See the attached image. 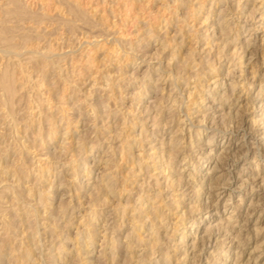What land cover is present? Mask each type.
Returning <instances> with one entry per match:
<instances>
[{"label": "rangeland", "instance_id": "374dc122", "mask_svg": "<svg viewBox=\"0 0 264 264\" xmlns=\"http://www.w3.org/2000/svg\"><path fill=\"white\" fill-rule=\"evenodd\" d=\"M211 2L0 0V264H105V237L120 240L115 264H264V0ZM179 126L183 152L168 144ZM153 209L170 226L152 247Z\"/></svg>", "mask_w": 264, "mask_h": 264}, {"label": "bare ground", "instance_id": "6f19581e", "mask_svg": "<svg viewBox=\"0 0 264 264\" xmlns=\"http://www.w3.org/2000/svg\"><path fill=\"white\" fill-rule=\"evenodd\" d=\"M179 1H180V0H179ZM212 1H213V2H211V0H210L211 3H210V8H209V9H212L211 7H212L213 5L215 6V4H216V0H212ZM221 1H224V0H218V2H221ZM249 1H250V0H249ZM247 2H248V1H247ZM8 3H9V2H8ZM239 3H240V1H239ZM202 4H203V3H202ZM224 4H225V3H224ZM183 5H184V4H183ZM183 5H182V6H183ZM198 5L201 6V2H199ZM239 5H240V4H239ZM237 8H238V6H237ZM195 9H196V8H195ZM223 9H225V7H224ZM234 9H235V8H234ZM258 9H259V8H258ZM235 10H236V9H235ZM194 11H195V10H194ZM223 11H224V10H223ZM230 11H231V10H230ZM241 11H242V10H241ZM16 12H17V11H16ZM250 12H251V11H250ZM219 13H220V12H219ZM239 13H240V12H239ZM252 13H253V11L251 12L250 15H252ZM262 13H263V12H262ZM10 14H11V13H10ZM196 15H198V14H196ZM238 15H240V14H238ZM261 15L264 16V13L261 14ZM208 16H210V15H208ZM232 16H233V15H232ZM213 17H214V16H213ZM216 17H217L216 20H213L212 17H211V19H212V25H213V26H214V25H218V24H220V26L223 27V25L227 24V23H226L227 21H224V22L220 23L221 21H220V18H219V15H218V14H217ZM220 17H221V16H220ZM224 17H225V16H224ZM238 17H239V16H238ZM238 17L235 18V20L238 21V20H241V19L245 18V17H242V16H240L239 18H238ZM175 18H176V17H175ZM214 18H215V17H214ZM221 18H222V17H221ZM225 18H226V17H225ZM232 18H233V17H232ZM232 18H231V19H232ZM240 18H241V19H240ZM251 18H252V16H251ZM253 19H255V18H253ZM205 20H208V19L205 18ZM209 20H210V19H209ZM224 20H225V19H224ZM235 20H234V21H235ZM244 20H245V19H244ZM244 20H243V21H244ZM231 21H232V20H231ZM205 22H207V21H205ZM167 23H168V22H167ZM234 23H235V22H234ZM243 24H244V23H243ZM228 25H229V24L225 25V27H223L222 29H221L220 27H217L218 29L220 28V30H219L220 33H219V34L224 35V32L227 31V30H229V29L227 28V27H229ZM225 28H227V29L224 31ZM241 28H242V26H239V27L236 28V29H241ZM205 30H206V28H205ZM234 31H235V30H234ZM206 32H207V31H206ZM236 32H237V31H236ZM214 33H215V32L213 31L212 34H214ZM225 33H226V32H225ZM229 33H230V32H229ZM229 35H230V34H229ZM249 36H250V35H249ZM215 37H216V36H215ZM227 37H228V36H227ZM236 37H237V36H235V37L233 38V41H234V42H236V40H237V38H238V37H237V38H236ZM221 38H222V37H221ZM221 38H220V40H223V39H224V38H222V39H221ZM228 39L230 40V38H228ZM228 39H227V40H228ZM0 40H1V39H0ZM229 40H228V41H229ZM225 41H226V40L224 39L223 42H225ZM231 41H232V40H231ZM226 42H227V41H226ZM226 42H225V44H226ZM221 44H222V43H221ZM225 44H222V46H223V47L226 46ZM247 45H248V44H247ZM244 46H245V45H244ZM246 47H247V46H246ZM222 49H224V48H221L220 50H222ZM225 49H226V48H225ZM239 49H240V48H239ZM2 50H3V49H2ZM237 50H238V49H237ZM237 50L234 49L233 53H234V52L237 53ZM4 51H5V50H4ZM220 52H221V51H220ZM222 52H223V51H222ZM2 53L4 54L5 52H2ZM6 53H7V52H6ZM218 54H220V53H218ZM223 54H225V53H223ZM223 54H222V55H223ZM228 54H229V53H228ZM228 54H226V56H227ZM46 55H47V54H46ZM190 55H191V54H190ZM220 56H221V55H220ZM220 56H218V57L220 58ZM240 56H241V55H240ZM230 57H231V56H230ZM234 57H235V56H234ZM27 58H28V57H27ZM27 58H26V59H27ZM30 58H31V57H30ZM30 58H29V59H30ZM216 58H217V57H216ZM232 58H233V55H232ZM232 58H231V59H232ZM237 58H239L238 55H237ZM171 59H172V58H171ZM171 59H170V60H171ZM217 59H218V58H217ZM229 59H230V58H229ZM149 60H150V59H149ZM175 60H176V59H175ZM27 61H28V60H27ZM228 61H229V60H228ZM230 61H231V60H230ZM216 62H217V61H216ZM167 63H168V62H167ZM219 63H220V62H219ZM215 64H216V63H215ZM220 64H221V63H220ZM183 66H184V64H183ZM211 66H212V65H211ZM211 66H210V68H212ZM215 66H216V65H215ZM234 66H235V65H234ZM214 68H215V67H214ZM206 69H207V67H206ZM211 70H212V69H211ZM206 71H207V70H206ZM3 72H4V71H3ZM3 72H2V73H3ZM178 73H179V72H178ZM229 73H230V72H229ZM176 74H177V73H176ZM233 74H234V73H233ZM150 75H151V74H150ZM197 75H198V74H197ZM8 77H9V76H8ZM8 77H7L6 72H5V73H3L2 78H0V79H2V81L0 82V83H1V86H0L1 89H0V90L3 91L4 95H5V94L10 95V92H11V89H10V86H9V82L7 81V80H8V79H7ZM11 77H12V76H11ZM186 77H187V75H186ZM189 78H190V77H188V79H189ZM233 78H234V77H233ZM10 79H11V78H10ZM10 79H9V80H10ZM173 79H175V78H173ZM262 80H263V79H262ZM10 81H11V80H10ZM12 81H13V80H12ZM13 82H14V81H13ZM13 82H10V84H11V83L13 84ZM107 82H108V80H107ZM214 82H215V81H214ZM236 82H237V81H236ZM68 83H69V80H68ZM146 83H147V82H146ZM237 83H238V82H237ZM12 84H11V86H12ZM170 84H171V83H170ZM261 84H262V83H261ZM105 85H106V84H105ZM174 85H175V84H174ZM214 85H215V84H214ZM216 85H217V84H216ZM239 85H240V82H239ZM106 86H107V85H106ZM146 86H147V85H146ZM262 86H263V85H262ZM175 87H176V86H175ZM178 87H179V86H178ZM208 87H209V86H208ZM234 87H235V86H234ZM239 87H240V86H239ZM108 88H109V87H108ZM210 89H212V88H210ZM239 89H240V88H239ZM110 90H111V89H110ZM159 90H160V89H159ZM231 90H232V89H231ZM2 91H1V92H2ZM12 91L14 92L13 88H12ZM168 91H170V90H168ZM212 91H213V90H212ZM15 92H16V90H15ZM143 92H144V90H143ZM209 92H210V91H209ZM231 92H232V91H231ZM109 93H110V92H109ZM145 93H147V92H145ZM174 93H175V92H174ZM142 94H144V93H142ZM190 94H191V93H190ZM190 94H187V95L189 96ZM12 95H13V94H12ZM169 95H170V94H169ZM169 95H168V96H169ZM168 96H167V97H168ZM182 97H183V95H182ZM7 98H8V97H7ZM2 99H3V98H2ZM2 99H1V100H2ZM10 99H11V98H10ZM166 99H167V98H166ZM168 99L170 100L171 98H168ZM183 99H184V98H183ZM183 99H182V101H183ZM223 99H224V98H222L221 100H223ZM6 100H7L6 97L2 100V102H3V103H2V107L5 105L4 103L6 102ZM171 100H172V99H171ZM8 101H9V100H8ZM12 101H13V99H12ZM140 101H141V99H138V102H140ZM159 101H160V100H159ZM159 101H158V102H159ZM163 101H164V100H163ZM164 102H166V101H164ZM212 102H213V101H212ZM223 102H224V100H223ZM33 103H35V102H33ZM37 103H38V102H37ZM155 103H156V102H155ZM159 103H160V102H159ZM221 103H222V102H221ZM151 104H152V103H151ZM156 104H157V103H156ZM169 104H171V103H169ZM0 105H1V103H0ZM180 105H181V104H180ZM180 105H179V107H180ZM152 106H153V105H152ZM155 106H156V105H155ZM177 106H178V105H177ZM9 107H10V106H9ZM170 107H171V106H169V108H170ZM3 108H4V107H3ZM97 108H98V107H97ZM169 108H168V109H169ZM90 109H91V111L96 110V109L93 108L92 106H91ZM1 110H2V108H1ZM135 110H136V109H135ZM146 110H147V108L145 109V112H146ZM149 110H150V109H149ZM149 110H147V111H149ZM169 110H170V109H169ZM211 110H212V109H211ZM9 111H11V108H10ZM54 111H55V110H54ZM89 111H90V110H89ZM91 111H90V112H91ZM178 111L180 112L181 110H178ZM7 112H8V111H7ZM98 112H99V111H98ZM141 112H143V111H141ZM10 113H12V112H10ZM16 113H17V112H16ZM92 113H94V112H92ZM138 113H139V112H138ZM176 113H177V112H176ZM204 114H205V112H204ZM16 115H17V114H16ZM93 116H94V117H92V118H97V114H96V113H94ZM156 116H157V115H156ZM165 116H166V115H165ZM212 116H213V115H211L210 117L212 118ZM11 117H12V116H11ZM157 117H158V116H157ZM208 117H209V116H208ZM89 118H90V116H89ZM111 118H112V117H111ZM204 118H205V117H204ZM48 119H49V118H48ZM97 119H98V118H97ZM106 119H107V117H106ZM117 119H118V118H117ZM93 120H94V119H93ZM175 120H176V119H175ZM211 120H212V119H211ZM38 121H39V120H38ZM128 121H129V120H128ZM152 121H153V118H152ZM172 121H173V119H172L170 122H172ZM177 121H178V119H177ZM154 122H155V120H154ZM174 122H175V121H174ZM183 122H184V121H183ZM202 122H203V117H202ZM17 123H18V122H17ZM31 123H32V122H31ZM37 123H38V122H37ZM159 123H160V122H159ZM159 123H158V124H159ZM168 123H169V122H168ZM168 123H167V124H168ZM180 123H181V122H180ZM198 123H199V121H198ZM33 124H34V123H33ZM123 124H125V123H124V120H123ZM152 124H153V123H152ZM181 124H182V123H181ZM183 124H184V123H183ZM29 125H30V124H29ZM128 125H129V124H128ZM165 125H166V123H165ZM31 126H32V125H31ZM35 126H36V125H35ZM155 126H156V125H155ZM188 126H189V125H188ZM17 127H18V126H17ZM26 127H27V126H26ZM53 127H54V126H53ZM196 127H197V126H196ZM38 128H39V127H38ZM124 128H125V127H124ZM189 128H190V127H189ZM13 129H14V128H13ZM36 129H37V127H36ZM164 129H165V128H164ZM180 129H181V130H180ZM200 129H201V128H197L196 132L194 133V137L196 136V137H199V138H200V135H201V133H202V131H201ZM186 130H187V129H186ZM38 131L40 132V130H38ZM180 131H182V127L180 128V126H179L178 129L175 131V135H176L175 138H177V136H179V135L181 136V132H180ZM52 132H53V131H52ZM52 132H50L51 134L47 137L48 140L51 138V136H53L54 133L52 134ZM150 132H151V131H150ZM150 132H149V133H150ZM177 132H178V133H177ZM187 132L189 133L190 131L188 130ZM191 132H192V131H191ZM14 133H15V132H14ZM40 133H41V132H40ZM154 133H155V131H153L152 134H154ZM164 133H165V132H164ZM12 134H13V133H12ZM38 134H39V133H38ZM8 135H9V134H8ZM16 135H17V134H16ZM126 136H127V135H126ZM150 136L152 137V135H150ZM172 136H174V133H173ZM106 137H107V136H106ZM146 137H147V136H146ZM153 137H155V136H153ZM182 137H183V138H182ZM107 138H108V137H107ZM107 138H106V139H107ZM109 138H110V137H109ZM114 138H115V137H114ZM143 138H144V137H143ZM147 138H149V137H147ZM170 138H171V137H170ZM175 138H173V139H168V141H169V142H168L169 146H171L172 149H173V148H176V149H177V152H178V150L183 152V150H182V148H181L182 145H178V144L180 143V141H182V143H185V139H186L187 137L184 139V135H182V136L180 137V139H175ZM189 138H193V136H192V135H189ZM199 138H198V139H199ZM24 139H25V138H24ZM44 139H45V138H44ZM110 139H111V138H110ZM128 139H129V138H128ZM128 139H127V142H129ZM50 140H52V139H50ZM108 140H109V139H108ZM113 140H115V139H113ZM124 140H125V139H124ZM162 140H163V138L161 139V141H162ZM44 141H45V140H44ZM44 141H43V142H44ZM46 141H47V140H46ZM65 141H66V140H65ZM172 141H174V142L172 143ZM195 141H196V140H195ZM63 142H64V141H63ZM22 143H24V142H22ZM95 144H96V143H95ZM95 144H94V145H95ZM126 144H127V143H126ZM129 144H130V142L128 143V145H129ZM164 144H165V143H164ZM164 144L161 143V145H164ZM180 144H181V143H180ZM209 144H210V143H209ZM12 145H13V143H12ZM91 145H92V144H91ZM164 146H165V145H164ZM169 146H167V147H169ZM188 146H189V145H188ZM193 146H195V145H193ZM201 146H202V145H201ZM13 147H14V146H13ZM20 147H21V145H20ZM60 147H61V146H60ZM92 147L94 148V146H92ZM92 147L90 146V148H92ZM109 147H110V146H109ZM139 147H140V146H139ZM150 147H151V146H150ZM154 147H155V146H154ZM154 147H152V148H154ZM189 147H190V146H189ZM191 147H192V143H191ZM198 147H199V146H198ZM4 148H5V146H4ZM9 148H10V147H9ZM111 148H112V147H111ZM14 149H15V148H14ZM18 149H19V148H18ZM31 149H32V148H31ZM63 149H64V148H63ZM122 149H123V148H122ZM142 149H143V148H142ZM154 149H156V148H154ZM167 149H168V148H167ZM90 150H91V149H90ZM111 150H112V149H111ZM125 150H126V149H125ZM2 151H3V150H2ZM6 151H7V150H6ZM64 151H65V150H64ZM64 151H63V153H64ZM121 151H122V150H121ZM168 151H169V150H168ZM4 152H5V151H4ZM152 152H153V151H152ZM154 152H156V151H154ZM154 152H153V153H154ZM163 152H164V151H163ZM5 153H6V152H5ZM114 153H116V152H114ZM114 153H113V154H114ZM131 153H132V152H131ZM153 153H151V154H153ZM173 153H174V152H173ZM191 153H192V152H191ZM3 154H4V153H3ZM16 154H17V153H16ZM122 154H123V153H122ZM140 154H141V153H140ZM151 154H150V155H151ZM154 154H155V153H154ZM161 154H162V153H161ZM164 154H165V153H164ZM164 154H163V155H164ZM169 154H170V153H169ZM171 154H172V153H171ZM171 154H170V156H171ZM181 154H182V153H181ZM188 154H189V152H188ZM60 155H61V154H60ZM159 155H160V154H159ZM23 156H24V154H23ZM147 156H148V155H147ZM170 156H169V159H170ZM188 156H189V155H188ZM48 157H49V156H48ZM59 157H60V156H59ZM124 157H125V156H124ZM149 157H150V156H149ZM151 157H152V155H151ZM160 157H161V156H160ZM160 157H159V158H160ZM163 157H164V156H163ZM208 157H209V156H208ZM141 158H142V157H141ZM156 158H157V157H156ZM159 158H158V159H159ZM209 158H210V157H209ZM50 159H52V158H50ZM163 159L166 160L165 158H163ZM163 159H162V160H163ZM182 159H183V158H182ZM145 160H146V159H145ZM145 160H144V161H145ZM160 160H161V159H160ZM172 160H173V159H172ZM12 161H13V160H12ZM136 161H138V160H136ZM152 161H153V160H152ZM138 162H139V161H138ZM158 162H159V160H158ZM162 162H163V161H162ZM162 162H161V164H158L160 167L157 166V168H162V166L164 165V162H163V163H162ZM168 162H169V160L167 159V161H165V163H168ZM174 162H176V160H175ZM179 162H180V161H179ZM115 163H116V162H115ZM115 163H114V165H115ZM133 163H135V162H133ZM139 163H141V162H139ZM145 163H147V162H145ZM155 163H156V162H155ZM141 164H142V163H141ZM168 164H171V163H168ZM172 164H173V163H172ZM195 164H196V163H195ZM81 165H82V164H81ZM138 165H140V164H138ZM78 166H79V165H78ZM116 166H117V165H116ZM166 166H167V167H165L164 170H161V169H160L161 172L164 173V172L166 171V168H167L168 174H167L166 178H168V181L171 182V184L173 183V181L176 180V182H175V183H176V186H178V187L180 186V187H179V189H180V188H181V184H179V185L177 184V183H178V177L175 176V179H173V178H174V176L172 175L173 172H171V170L168 169V168L170 167V165H169V166L166 165ZM171 166H172V165H171ZM216 166H217V165H216ZM14 167H15V166H14ZM79 167H80V166H79ZM114 168H115V167H114ZM140 168H141V167H139V169H140ZM144 168H147V170H148L149 167H148L147 165H145ZM154 168H155V167H154ZM163 168H164V166H163ZM15 169H16V168H15ZM18 169H19V168H18ZM79 169H80V168H79ZM115 169H116V168H115ZM136 169H137V168H136ZM199 169H200V168H199ZM13 170H14V169H13ZM75 170H76V169H75ZM145 170H146V169H145ZM160 170H159V171H160ZM83 171H84V170H83ZM134 171H136V170H133V173H132V172H131V173H132V174H137V172H138L139 170L136 171V173H135ZM140 171H141V170H140ZM140 171H139V172H140ZM159 171H158V174H160ZM3 172H5V171H3ZM15 172H16V171H15ZM115 172H116V171H115ZM34 173H35V172H34ZM141 173H142V172H141ZM27 174H28V173H27ZM30 174H31V172H30ZM145 174H146V172H145ZM164 174H165V173H164ZM16 175H17V174H16ZM77 175H79V173H78ZM188 175H190V172H189ZM204 175H206V174H204ZM129 176H130V175H129ZM74 177H75V176H74ZM112 177H114V176H112ZM131 177H132V176H131ZM143 177H144V173H143ZM147 178H150V175L148 176V175L146 174V176H145L144 178H142V179H143V183L148 182V181H147ZM212 178H213V177H212ZM110 179H112V178H110ZM123 179H124V178H123ZM213 179H214V178H213ZM124 180H125V179H124ZM166 180H167V179H166ZM216 180H217V179H216ZM110 181H111V180H110ZM168 181H167V182H168ZM211 181H212V180H211ZM126 182H127V180H126ZM129 182H130V181H129ZM209 182H210V181H209ZM95 183H96V182H95ZM106 183H107V182H106ZM210 183H211V182H210ZM97 184H98V183H97ZM141 184H142V183H141ZM145 184H146V183H145ZM121 185H123V184H121ZM204 185H205V184H200L199 186H197V188H202ZM123 186H124V185H123ZM145 186H146V185H145ZM167 186H169V187L171 188L172 185H171V186H170V185H167ZM185 186H186V184H185ZM215 186H217V185H215ZM218 186H219V185H218ZM52 187H53V186H52ZM81 187H82V186H81ZM98 187H99V186H98ZM102 187H103V186H102ZM106 187H107V186L105 185L103 188H106ZM178 187H177V188H178ZM182 187H183V186H182ZM79 188H80V187H79ZM107 188H108V187H107ZM107 188H106V189H107ZM111 188H113V187H110V189H111ZM115 188H116V187H115ZM119 188H120V187H119ZM140 188H141V187H140ZM166 188H167V187H166ZM174 188H176V187H174ZM215 188H216V187H215ZM217 188H218V187H217ZM17 189H18V188H17ZM52 189H53V188H52ZM130 189H131V188H130ZM154 189H155V188H154ZM218 189H219V188H218ZM21 190H22V189H21ZM112 190H113V189H112ZM119 190H120V189H119ZM124 190H126V189H124ZM158 190H159V189H158ZM199 190H200V189H199ZM199 190H196L195 193H194V194H195V197H196L197 199H199V198L201 197V195H202V193H199ZM201 190H202V189H201ZM18 191H19V189H18ZM29 191H30V190H29ZM114 191H115V190H114ZM142 191H143V190H142ZM173 191H177V190L174 189ZM218 191H219V190H218ZM31 192H33V191H31ZM107 192H108V190H107ZM121 192H122V191H121ZM129 192H131V191H129ZM144 192H145V191H144ZM95 193H96V192H95ZM140 193H141V192L138 193L139 196H140ZM157 193H159V192H157ZM172 193H173V192H172ZM175 193H176V192H175ZM1 194H2V193H1ZM104 194H105V193H104ZM115 194H116V193H115ZM143 194H145V193H143ZM143 194H142V195H143ZM146 194H147V193H146ZM216 194L221 195L222 193H216ZM116 195H117V194H116ZM116 195H115V196H116ZM119 195H120V194H118V196H119ZM142 195H141V196H142ZM154 195H155V194H154ZM154 195H153V196H154ZM181 195H182V194H181ZM191 195H192V194H191ZM219 195H218V196H219ZM23 196H24V195H23ZM105 196H107V195L105 194ZM156 196H157V195H156ZM156 196H154V198H155ZM109 197H110V195H109ZM175 197H176V196H175ZM179 197H180V196H179ZM195 197H193V198H195ZM230 197H231V195H228V200H227V201L230 200ZM117 198H118V197H117ZM142 198H144V197H143V196H142V197H139V199H142ZM176 198H177V197H176ZM193 198H192V199H193ZM217 198H218V197H217ZM145 199H147V198H145ZM145 199H143V200H145ZM152 199H153V198H152ZM12 200H13V199H12ZM106 200H107V199H106ZM165 200H166V199H165ZM39 201H40V200H39ZM48 201H49V199H48ZM104 201H105V200H104ZM146 201H147V200H146ZM154 201H155V200H154ZM162 201H163V199H162ZM7 202H8V201H7ZM178 202H179L178 199H177V200L175 199L174 203L177 204ZM196 202H197V200H196ZM140 203H141V202H140ZM153 203H154V202H153ZM165 203H166V202H165ZM172 203H173V202H172ZM36 204H37V202H36ZM36 204H35V205H36ZM155 204H156V203H155ZM95 205H96V204H95ZM117 205H118V204H117ZM150 205H151V204H150ZM152 205L154 206V204H152ZM171 205H172V204H171ZM171 205H170V206H171ZM14 206H15V205H14ZM98 206H99V205H98ZM118 206H119V205H118ZM155 206H156V205H155ZM157 206H158V205H157ZM167 206H168V205H166V207H167ZM170 206H168L167 209H169ZM176 206H177V205H176ZM234 206H235V205H234ZM131 207H132V206H131ZM136 207H137V206H135V208H134L135 210H136ZM140 207H142V206H140ZM205 207H206V206H205ZM150 208H151V207H150ZM170 208L172 209V207H170ZM174 208H175V207H174ZM174 208H173V210H174ZM224 208H226V205L224 206ZM14 209H15V208H14ZM138 209H139V208H138ZM146 209H147V208H146ZM163 209H164V208H163ZM61 210H62V209H61ZM140 210H141V209H140ZM140 210H139V211H140ZM150 210H151V209H150ZM157 210H158V209H157ZM157 210L155 211V209H153L152 212L146 210L147 213H146V211H143V212H145L146 214H149V215H148L149 217H150V215H152V214H153V216H154V217H153L154 219L151 218V219L149 220V221L152 222V223L155 222L154 224H150L151 226L149 227V228H151L152 231H153V233L150 234V235H153V238H154V239H153V242H152L153 245H151V243H150V246H152V247H153V246H156V244H157L158 242H161V241H159V239H158V236H159V235L156 233V228L165 225V229H163V230H166V231H167L168 226H170V223H168L170 220H169V221H165V222H163V221H164V218H163L162 215H160V212H157ZM173 210H172V211H173ZM191 210H192V209H191ZM196 210H198V209H196ZM199 210H200V209H199ZM3 211H4V210H3ZM5 211H6V210H5ZM5 211H4V212H5ZM29 211H30V210H29ZM120 211H121V210H120ZM137 211H138V210H137ZM172 211H171V212H172ZM0 212H2V211L0 210ZM19 212H20V211H19ZM26 212H28V211H26ZM96 212H97V211H96ZM121 212H122V211H121ZM121 212H120V213H121ZM123 212H124V211H123ZM148 212H150V213H148ZM166 212H167V211H166ZM169 212H170V211H169ZM29 213H30V212H29ZM111 213H112V212H111ZM117 213H118V212H117ZM117 213L115 214V211H114L113 214L117 215ZM138 213H139V212H137V214H138ZM16 214H17V212H16ZM161 214H162V213H161ZM181 214H182V213H181ZM25 215H26V214H25ZM25 215H23L24 217H22L21 222H26V219H27L28 216H27V215L25 216ZM28 215H29V214H28ZM30 215H31V214H30ZM94 215H95V214H94V212H93V217H94ZM179 215H180V214L178 213V216H179ZM117 216H119V213H118ZM148 216H147V217H148ZM165 216H166V215H165ZM181 216H182V215H180V218H181ZM20 217H21V216H20ZM120 217H122V215H120ZM193 217H194V216H193ZM28 218H30V217H28ZM31 218H32V217H31ZM91 218H92V217H91ZM115 218H116V217H115ZM128 218H129V217H128ZM23 219H24V220H23ZM92 219H93V218H92ZM110 219H111V218H110ZM119 219H121V218H119ZM142 219H143V218H142ZM142 219L140 218V213H139L138 216L134 215L133 218L130 220V221H131V227H130V228L139 231V230L141 229V226H139V225L136 226V222L138 221L139 223H141ZM156 219H157V221H155ZM165 219H166V218H165ZM227 219H228V218H227ZM111 220H112V219H111ZM167 220H168V219H167ZM196 220H198V219H196ZM143 221H144V220H143ZM143 221H142V223H143ZM227 221H228V220H227ZM2 223H3V222H2ZM5 223H7V222H5ZM5 223H4V224H5ZM90 223H91V222H90ZM112 223H113V221H112ZM119 223L121 224V223H122V220H120ZM119 223H118V224H119ZM118 224H117V226L114 224V226H112V227H117V228L120 227V225H118ZM181 225H182V224H181ZM3 226H4V225H3ZM5 226H7V225L5 224ZM63 226H64V225H63ZM142 226H143V225H142ZM198 226H199V225H198ZM8 227H9V226H8ZM106 227H107V226H106ZM106 227H103V228L105 229ZM147 227H148V226H147ZM181 227H182V226H181ZM63 228H64V227H63ZM160 228H162V227H160ZM163 228H164V227H163ZM170 228H171V227H170ZM172 228H173V227H172ZM0 229H1V228H0ZM5 229H7V227H6ZM115 229H116V228H115ZM195 229H196V228H195ZM3 230H4V229H3ZM110 230H112V228H111ZM117 230H118V229H117ZM146 230H147V229H146ZM157 230H158V229H157ZM211 230H212V229H211ZM6 231H7V230H6ZM130 231H131V230H130ZM174 231H175V227H174V229H173V232H174ZM206 231H207V230H206ZM208 231H209V230H208ZM8 232H9V231H8ZM110 232H111V231H110ZM146 232H149V231H146ZM6 233H7V232H6ZM10 233H11V232H10ZM34 233H35V232H34ZM104 233H105V232H104ZM112 233H115L114 228H113ZM210 233H211V232H210ZM117 234H118V233H117ZM131 234H132V233H131ZM164 234H165V233H164ZM180 234H181V233H180ZM185 234H186L185 232L182 233L181 239L184 238ZM10 235H11V234H10ZM30 235H31V234H30ZM36 235H37V233H36ZM115 235H116V234H115ZM148 235H149V233H148ZM148 235H147V236H148ZM150 235H149L148 237H150ZM172 235H174V233H173ZM206 235H207V234H206ZM28 236H29V235H28ZM88 236H89V235H88ZM9 237H10V236H9ZM117 237H118V236H117ZM166 237H167V236H166ZM7 238H8V237H7ZM24 238H25V237H24ZM124 238H125V237H124ZM128 238H129V236H128ZM128 238H127V239H128ZM151 238H152V237H151ZM179 238H180V237H179ZM206 238H207V236H206ZM33 239H34V238H32V235L28 237V240H30V241L33 240ZM88 239H91V240H92L93 238L91 237V238H88ZM103 239H104V238H103ZM105 239H107V241H111L110 244L107 246L108 252H107V253H105L106 251H105V252H104V251H103V252H99V255H98V256L100 257L101 260H102V259L105 260V264H113V263L115 264V261H114V260H117V258H118V256H119L118 254L122 251V250H120V248H119L120 240H119V238H116V239L112 240L113 238H111V237H110V240H109L108 238H106V237H105ZM163 239H165V238H163ZM167 239H168V238H167ZM26 240H27V239H26ZM208 240H209V239H208ZM208 240H206V241H208ZM30 241H29V242H30ZM107 241L105 240L106 243H107ZM131 241H132V240H131ZM203 241H204V240H203ZM103 242H104V240H103ZM105 242H104V244H106ZM134 242H137V241H134ZM181 242H182V241H181ZM24 243H25V242H24ZM85 243H87V242H85ZM135 244H136V243H135ZM154 244H155V245H154ZM204 244H205V242H204ZM22 245H23V244H22ZM30 245H31V244H30ZM87 245H88V244H87ZM87 245H86V246H87ZM102 245H103V243H102ZM106 245H107V244H106ZM130 245H131V244H130ZM137 245H138V244H137ZM27 246H28V245H27ZM128 246H129V245H128ZM128 246H127V247H128ZM131 246H132V245H131ZM134 246H135V245H134ZM161 246H162V245H161ZM28 248H29V247H28ZM28 248H27V249H28ZM30 248H31V247H30ZM129 248H130V247H129ZM131 248H133V247H131ZM131 248H130V250H131ZM150 248H151V247H150ZM27 249H26V252L23 251V252L25 253V254L23 253V257H26V260H27V258L29 257V254H30V252H29L30 249H29V251H28ZM59 249H60V248H59ZM59 249H58V250H59ZM152 249H153V248H152ZM15 250H17V249H15ZM159 251H160V250H159ZM173 251H174V249H173ZM132 252H133V251H132ZM162 252H163V251H162ZM39 254H40V253H39ZM158 254H159V253H158ZM160 254H161V253H160ZM160 254H159V255H160ZM168 254H169V253H168ZM120 255H121V254H120ZM183 255H184V254H183ZM185 255H186V254H185ZM187 255H188V254H187ZM122 256H123V255H122ZM149 256H153V253L151 252V254H149L148 257H149ZM170 256H171V255L168 256V255L166 254L165 256H162V255H161L158 259H156V261H152V262H151V261H148V259H147V260H144V261H145L146 264H170ZM0 257H1V256H0ZM21 257H22V256H21ZM23 257H22V259H23ZM30 257H31V256H30ZM39 257H40V256H39ZM115 257H116V259H115ZM119 257H120V256H119ZM148 257H146V258H148ZM184 257H185V256H184ZM184 257H183V258H184ZM185 258H186V257H185ZM185 258H184V259H185ZM0 259H1V258H0ZM24 259H25V258H24ZM100 259H99V260H100ZM137 259H138V258H137ZM143 259H144V258H142V260H143ZM171 259H172V258H171ZM103 260H102V261H103ZM139 260H140V259H139ZM139 260L136 262V264H139V262H140ZM150 260H151V259H150ZM154 260H155V259H154ZM178 260L180 261V258L177 259V261H178ZM52 261H53V262H52L51 264H54V260H52ZM106 261H107V262H106ZM113 261H114V262H113ZM85 262H86V264H92V263H91V260H88V261H85ZM117 262H118V264H119V261H116V264H117ZM171 262H172V261H171ZM103 263H104V262H103ZM183 263H184V260H182V264H183ZM41 264H42V263H41ZM43 264H44V263H43ZM49 264H50V263H49ZM55 264H56V262H55ZM96 264H97V262H96ZM178 264H179V263H178Z\"/></svg>", "mask_w": 264, "mask_h": 264}]
</instances>
